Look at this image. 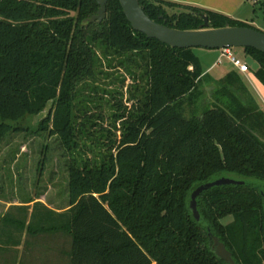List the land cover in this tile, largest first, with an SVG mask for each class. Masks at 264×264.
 <instances>
[{"label":"trees","instance_id":"trees-1","mask_svg":"<svg viewBox=\"0 0 264 264\" xmlns=\"http://www.w3.org/2000/svg\"><path fill=\"white\" fill-rule=\"evenodd\" d=\"M139 2L151 19L173 29H200L205 17L212 28H253L201 8ZM165 7L182 13L169 15ZM98 11L96 0H0V143L19 129L14 123L42 115L52 103L38 131L58 136L71 155L68 209L44 208L29 224L16 223L37 241L57 244L61 264H227L215 255L210 235L236 264H264L259 104L237 73L214 81L193 49L135 31L119 0H107L101 23L83 25ZM244 51L259 63L253 72L264 86V53ZM114 56L142 75L126 67L135 82L133 104L125 107L121 98L108 128L81 98L86 88L98 93L96 80L106 74L105 62L113 68ZM230 176L241 184L199 196L198 222L193 192ZM227 216L235 218L229 226L222 224ZM62 238L69 248L58 243Z\"/></svg>","mask_w":264,"mask_h":264},{"label":"rangeland","instance_id":"rangeland-1","mask_svg":"<svg viewBox=\"0 0 264 264\" xmlns=\"http://www.w3.org/2000/svg\"><path fill=\"white\" fill-rule=\"evenodd\" d=\"M165 10L169 15L182 13V10L177 8L165 7ZM255 18L257 20L255 24L243 23L264 32V11L258 10ZM193 51L204 65H212L217 60L218 55L214 52L218 50L194 48ZM232 51L234 55H238V58L244 60L245 51L243 48H233ZM99 54L104 58L101 52ZM114 60L113 68H110L109 63H104L103 71L106 74H99L96 80L95 85L101 90L99 89L98 93H91V90L86 88L84 96L81 98L85 102L84 105L89 106V114L98 115L97 113H100L104 118L105 127L108 128L111 123V115L116 111L114 106L121 98H123L122 103L125 107H131L133 104V100L130 99L133 90H135V82L126 69L130 68L137 75H142V72L136 70L134 65L127 63V68L119 66L120 61H124L125 57L116 56ZM250 74L255 75L253 70L250 71ZM122 80H125L124 84H122ZM252 82L251 90L254 92L251 91V93L264 112V86L257 78L252 79ZM89 83L93 84V81L91 80ZM112 92L114 95L109 94ZM89 94L91 97L88 96ZM89 99H92V102H89ZM51 107L52 103L48 105L42 115L28 117L19 123H14L13 125L19 129L10 133L0 143V217L4 215L0 222V228L11 231L15 239H24L21 234L24 230L18 226L19 222L29 224L33 220V214H41L44 208L63 212L70 205L69 167L71 155L66 151L58 136H52L49 130L38 131L39 122L47 115ZM186 113L190 115L189 108ZM231 178L236 179L235 176ZM25 205H29V207L23 212L19 206ZM234 221L233 216H227L222 219V224L229 226ZM5 236L8 235L5 234ZM58 243H65L67 248L70 246V241L66 238L59 239ZM40 244L45 245L46 240L44 242L41 240Z\"/></svg>","mask_w":264,"mask_h":264},{"label":"water","instance_id":"water-1","mask_svg":"<svg viewBox=\"0 0 264 264\" xmlns=\"http://www.w3.org/2000/svg\"><path fill=\"white\" fill-rule=\"evenodd\" d=\"M99 5L97 14L83 21V25L101 23L106 18L107 0H96ZM123 12L132 28L150 39L178 49L203 48L209 50H224L233 48H253L264 53V32L249 27L212 28L209 19L205 17V23L197 30H178L162 25L151 19L140 5L139 0H119ZM246 63L253 71L260 68L251 56L246 58ZM240 181L223 177L213 182L199 186L192 194L190 209L195 219L202 222L198 210V198L204 192L220 186L238 185ZM215 255L227 264H236L232 253L220 241L219 238L210 235Z\"/></svg>","mask_w":264,"mask_h":264},{"label":"crops","instance_id":"crops-1","mask_svg":"<svg viewBox=\"0 0 264 264\" xmlns=\"http://www.w3.org/2000/svg\"><path fill=\"white\" fill-rule=\"evenodd\" d=\"M165 1L213 11L215 13L227 16L233 20L252 24H255L257 21L255 18L257 11L260 9L264 11V6H255V3H262L263 0ZM214 53H216L218 56L217 60L212 65H204L201 61L204 75L210 76L214 81H219L226 77L228 74L235 72L241 77L248 90L250 92H254V90H251L253 88V86L251 85H253L252 79L254 80V78H256L255 75L252 76L250 72L241 73L231 63V61L224 56L223 50H218ZM247 57L248 56L245 54L244 60H246ZM224 59L226 61H223ZM213 89L214 87L210 85L206 87L207 92H211ZM19 207H21L19 209L24 212L27 210L29 205ZM3 217L4 215L0 217V222ZM3 229L0 228V264H61L59 260L61 257L59 246L55 244L51 239H46V244L42 245L40 244L41 240L37 241L35 238L31 237L25 230L21 232V234L24 236V239H15L13 238V234L11 233V231ZM5 234H7L8 236H5ZM42 242H44V239L42 240Z\"/></svg>","mask_w":264,"mask_h":264},{"label":"built area","instance_id":"built-area-1","mask_svg":"<svg viewBox=\"0 0 264 264\" xmlns=\"http://www.w3.org/2000/svg\"><path fill=\"white\" fill-rule=\"evenodd\" d=\"M223 54L241 73H248L251 71V67L246 63V61L241 60L234 55L232 49H224Z\"/></svg>","mask_w":264,"mask_h":264}]
</instances>
